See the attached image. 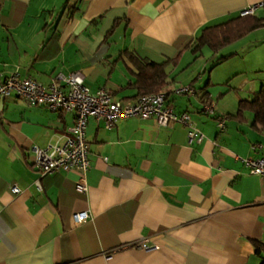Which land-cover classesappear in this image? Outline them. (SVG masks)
I'll return each instance as SVG.
<instances>
[{"label":"crops","instance_id":"1","mask_svg":"<svg viewBox=\"0 0 264 264\" xmlns=\"http://www.w3.org/2000/svg\"><path fill=\"white\" fill-rule=\"evenodd\" d=\"M250 6L264 17V0H0V83L17 74L48 85L78 71L92 93L106 89L133 102L145 91L137 60L172 59L202 28ZM258 32L264 27L211 52L238 57L260 44ZM204 60L203 50H185L158 91L176 113H189L202 140L154 118H125L107 129L89 117L84 193L75 171L41 175L33 167V147L62 142L74 113L15 94L0 98V264H262L264 176L245 160L262 155L252 145H264V130L252 112L236 116L239 101L258 87L246 76L235 86L214 82L203 75ZM184 85L196 95L173 93ZM233 87L240 93L231 102ZM211 101L225 119L222 131L202 112ZM80 212L88 218L77 223Z\"/></svg>","mask_w":264,"mask_h":264},{"label":"built area","instance_id":"2","mask_svg":"<svg viewBox=\"0 0 264 264\" xmlns=\"http://www.w3.org/2000/svg\"><path fill=\"white\" fill-rule=\"evenodd\" d=\"M255 6H250L240 12L241 16L253 15ZM175 95L195 96L197 89L191 85L179 86L173 89ZM11 94L17 95L31 106L45 107L51 112H73L74 120L67 129L62 142L52 143L44 148L33 147V167L41 174L48 175L62 171H75L78 174L75 188L84 193L87 191L85 175L90 168L89 145L91 137L87 134L88 118L94 117L103 121L107 129H111L119 120L139 117L154 118L159 126L173 127L181 124L188 128L190 141H201L202 133L194 127L187 112L176 113L166 104V94L163 92L141 95L133 102L117 101L106 89L92 93L84 83L83 75L76 71L60 75L48 85H42L30 77H19L12 74L0 83V98ZM202 112L215 117L219 131L225 128V119L216 116L213 101L204 103ZM261 148L262 155L257 159L251 157L245 160L252 174L264 176V145L253 144L252 149ZM12 192L18 193L19 188L11 187ZM88 218L87 212L74 215L77 223ZM139 247L153 248L146 241H140Z\"/></svg>","mask_w":264,"mask_h":264},{"label":"trees","instance_id":"3","mask_svg":"<svg viewBox=\"0 0 264 264\" xmlns=\"http://www.w3.org/2000/svg\"><path fill=\"white\" fill-rule=\"evenodd\" d=\"M264 27V17L260 18L255 15H238L226 22L206 26L201 29L197 38L188 43L175 57L162 63H155L147 60H137L139 67V81H143L144 93H156L163 88L166 82V67L170 64H176L181 54L189 49L195 55L201 54L204 48L212 52H218L220 49L244 38L250 32ZM153 87L149 86V82ZM193 86V85H191ZM147 87V88H146ZM245 111L253 113L254 125L264 130V89L256 91L251 99L239 101L236 116L243 118ZM264 264V260L262 262Z\"/></svg>","mask_w":264,"mask_h":264},{"label":"rangeland","instance_id":"4","mask_svg":"<svg viewBox=\"0 0 264 264\" xmlns=\"http://www.w3.org/2000/svg\"><path fill=\"white\" fill-rule=\"evenodd\" d=\"M258 33L259 34L257 35H259V37L257 41H261L260 44L254 48L251 47V49H249L250 47H246L240 54H237L239 55L238 57L233 56V58L223 60L222 58L220 59V57L225 54L224 51H220L216 56V54L212 53L209 49L204 48L205 71L203 75L208 78V75L211 73L213 81L214 79L218 80L226 78L229 82H231L232 86H235L238 83L241 76H246L250 80H254L256 82L259 90L261 88V84L264 85V32ZM244 56L246 57L242 60V57ZM188 60L187 62H189ZM205 62H207V65ZM230 72H234L235 74L230 76ZM218 82L219 83L217 85H220V81ZM214 85H216V83H214ZM199 86L203 87V81L199 82ZM237 92L240 93L239 89L233 87L228 96V101L233 102L232 98L236 99L238 96Z\"/></svg>","mask_w":264,"mask_h":264}]
</instances>
